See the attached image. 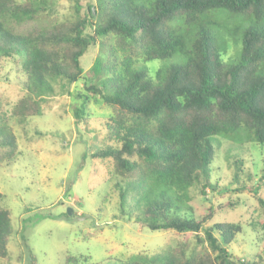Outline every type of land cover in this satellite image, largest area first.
<instances>
[{
	"label": "trees",
	"instance_id": "16d2710c",
	"mask_svg": "<svg viewBox=\"0 0 264 264\" xmlns=\"http://www.w3.org/2000/svg\"><path fill=\"white\" fill-rule=\"evenodd\" d=\"M54 4L0 0V61L17 62L25 78L24 94L8 115L20 125L42 116L54 84L80 101L73 110L76 122L90 98L110 110L107 143L89 157L112 162L118 213L150 231L184 236L164 252L122 264H254L229 252L240 224L207 225L215 211L232 207L230 202L209 204L200 219L188 202L192 189L208 202L214 191L233 190L212 183L211 137L231 134L264 144V0H95L83 15L62 21L53 17ZM218 16L237 23L229 43L237 51L227 63L221 53L230 30L217 40ZM97 40L109 43H101L83 89L71 93L83 76L80 58ZM153 61L161 66L150 76L145 66ZM1 103L0 163H10L17 157V140ZM1 200L0 194V257L5 258L13 227ZM258 202L264 205L262 197ZM260 226L264 233V223ZM197 249L203 252L198 255ZM80 260L66 256L65 264Z\"/></svg>",
	"mask_w": 264,
	"mask_h": 264
},
{
	"label": "rangeland",
	"instance_id": "374dc122",
	"mask_svg": "<svg viewBox=\"0 0 264 264\" xmlns=\"http://www.w3.org/2000/svg\"><path fill=\"white\" fill-rule=\"evenodd\" d=\"M78 1L75 6V0H55L53 17L72 20L83 15L88 4L95 3ZM217 20V40L226 39L230 30L227 48L221 53L222 61L227 63L237 51V45H229L237 23L219 16ZM102 42L109 43L97 40L80 58L83 76L70 86L71 93L83 89ZM160 66L161 62L153 61L145 67L152 76ZM24 82L17 62L0 61L1 111L7 113L18 147L16 159L0 163L1 204L10 211L13 227L7 241L8 255L0 257V264H65L66 256L82 259L78 264H122L138 256L164 252L184 239L173 231H150L118 213V193L112 190V162L89 157L107 143L108 108L90 98L84 116L76 122L73 110L80 101L65 92L61 94L54 84L55 94L42 103L43 115L29 117L20 125L8 110L23 96ZM233 136L210 138L215 151L210 167L212 183L233 190L224 195L214 191L208 195V202L192 189L188 204L195 218L200 219L209 204L218 208L230 202L232 207L215 211L207 225L240 224L241 231L229 245V252L245 262L264 264V233L260 226L264 223V205L258 202L259 197L264 200V144ZM236 169L239 183L232 180ZM131 200L128 197L127 204ZM196 252L199 255L203 250Z\"/></svg>",
	"mask_w": 264,
	"mask_h": 264
},
{
	"label": "water",
	"instance_id": "95a60500",
	"mask_svg": "<svg viewBox=\"0 0 264 264\" xmlns=\"http://www.w3.org/2000/svg\"><path fill=\"white\" fill-rule=\"evenodd\" d=\"M91 11H92V13H94V9L93 8L91 9ZM67 212L70 213L71 212L70 209H68Z\"/></svg>",
	"mask_w": 264,
	"mask_h": 264
}]
</instances>
